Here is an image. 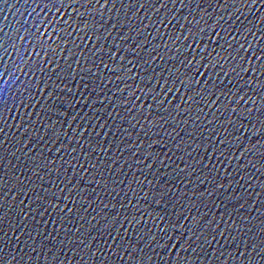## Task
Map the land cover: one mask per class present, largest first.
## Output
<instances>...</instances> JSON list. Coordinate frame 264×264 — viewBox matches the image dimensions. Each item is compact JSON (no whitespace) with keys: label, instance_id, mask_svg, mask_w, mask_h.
<instances>
[{"label":"water","instance_id":"95a60500","mask_svg":"<svg viewBox=\"0 0 264 264\" xmlns=\"http://www.w3.org/2000/svg\"><path fill=\"white\" fill-rule=\"evenodd\" d=\"M0 264H264V0H0Z\"/></svg>","mask_w":264,"mask_h":264}]
</instances>
